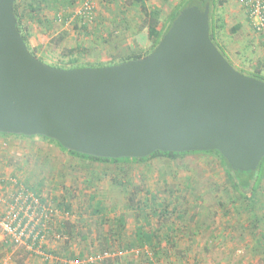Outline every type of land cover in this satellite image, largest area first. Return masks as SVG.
I'll list each match as a JSON object with an SVG mask.
<instances>
[{
	"label": "rangeland",
	"instance_id": "obj_1",
	"mask_svg": "<svg viewBox=\"0 0 264 264\" xmlns=\"http://www.w3.org/2000/svg\"><path fill=\"white\" fill-rule=\"evenodd\" d=\"M180 1L145 3L149 9L159 10L161 21L166 23ZM78 2L82 0H75V5ZM213 2L214 19L224 22V28L214 32L219 49L246 76L259 69L260 76L252 78L264 82V39L252 30L239 0ZM25 10L21 7V12ZM49 11L47 16L52 17ZM143 20L142 10L131 0H97L91 28L70 21L69 26H60L58 21L54 32L45 33L34 20L28 22L32 32L28 42L36 56L50 66L75 58L80 64L115 65L126 54L143 55L152 47ZM236 26L239 29L234 31ZM62 29L67 31L64 38ZM81 45L86 51L77 52ZM33 137L0 138V176L15 177L24 184L29 181L33 186L43 182L42 198L57 210L52 225L64 232L58 241L63 248H70L72 258L97 254L107 247L126 253L116 257V264H264V176L254 198L245 201L210 155L155 158L120 171L115 165H86L55 143ZM133 194L136 199L131 205L128 197ZM63 197L68 212L57 207ZM98 199L105 210L97 215L94 208ZM145 203L162 208L156 215L150 214L149 224L144 226L156 236L151 247L140 248L136 232L143 224L139 208ZM49 260L54 259L0 243V264L54 263Z\"/></svg>",
	"mask_w": 264,
	"mask_h": 264
},
{
	"label": "water",
	"instance_id": "obj_2",
	"mask_svg": "<svg viewBox=\"0 0 264 264\" xmlns=\"http://www.w3.org/2000/svg\"><path fill=\"white\" fill-rule=\"evenodd\" d=\"M0 0V133L43 136L100 158L218 151L233 171L264 157V82L209 37V9H182L147 56L62 69L33 56Z\"/></svg>",
	"mask_w": 264,
	"mask_h": 264
},
{
	"label": "trees",
	"instance_id": "obj_3",
	"mask_svg": "<svg viewBox=\"0 0 264 264\" xmlns=\"http://www.w3.org/2000/svg\"><path fill=\"white\" fill-rule=\"evenodd\" d=\"M134 2L135 4H138L140 9L142 10L144 14V20L142 21V27H145L147 29V34L149 39L153 40L152 47L149 49L148 52L145 54H135V53H129L126 54V57L119 61V63L124 62V61H129V60H135V59H140L148 54H150L161 38L164 36V34L168 31L171 23L173 20L178 16L179 12L189 6H196L200 10H204L206 6H208L209 9V37L212 41V43L215 45L217 50L220 52V54L225 58V60L233 66L235 70H237L240 74L246 75L247 73H244V71L237 69L231 62L230 60L226 57L225 53L219 49V46L216 44L214 40V32L217 29H223L224 28V22L220 18L214 19L213 16V11L212 7L214 4V0H181L177 5H175L171 11V13L168 15L166 18V23L162 22L160 17V11L155 9H149L146 6L145 0H131V2ZM23 3V4H22ZM81 2H78V5H75V0H15L14 5H13V11L16 19V27L18 32L20 33L21 37L23 38V41L25 42L29 52L35 56L36 54L30 49L29 46V38L31 37L32 32L29 31V23L34 22V20L42 25L43 31L46 32H54V24H57L58 21L60 22V26H69L68 23L71 19L73 21L70 22H78L79 24L82 23L81 19L77 18L74 16L75 10L80 6ZM27 8V14H25V11L21 12V7ZM43 6V9L41 8ZM61 7V8H60ZM68 7V8H67ZM42 10H41V9ZM41 10V11H39ZM51 10L52 17L47 16V11ZM63 10V11H62ZM64 10H68L65 12ZM26 21V22H25ZM94 23V22H93ZM72 25V24H71ZM76 25V24H75ZM74 25V26H75ZM87 24H82V27L86 28ZM90 28L92 26H89ZM239 28L238 26L234 27L233 30L237 31ZM63 32V38L66 36L67 31L61 30ZM90 33H94V30H91ZM85 50L82 45L78 46L76 48V51H82ZM75 51V50H74ZM86 51V50H85ZM74 52L70 50V54L72 55ZM79 55V54H78ZM41 62L42 59L40 57H37ZM75 59L69 60L66 64H59V65H53L52 67L56 68H62V69H72V68H84V67H91V68H99V67H104V66H111L114 65V63H108V64H80L78 63ZM44 63V62H43ZM118 64V63H117ZM259 65V64H258ZM261 66V64H260ZM259 69L257 72H254L252 74H248L247 76H260L258 74ZM260 72V71H259ZM262 78V77H261ZM8 136H13L15 138H24V139H32L34 138L33 136L27 137L23 135H10V134H1L0 133V138L8 137ZM39 138L43 140H47L51 143H55L61 150L64 152L68 153L71 157L76 158L80 160V162L86 163V165H93V164H103V165H115L117 166L120 171H124V169L127 166H130L132 164H140V163H146L151 161L152 159L155 158H165L168 160H176V159H183L188 155H195V154H201V155H210L214 157L218 163L220 164L224 174L227 176L228 180L230 181L232 188L234 192L242 199L245 201H251L252 198H254L257 189L260 186V183L262 181V178L264 176V157L260 161L257 169L255 171H233L230 164L226 161V159L216 150L214 151H196V152H182V153H177V152H160L156 151L152 153L149 156L143 157V158H117V159H111V158H100V157H94V156H89L85 154H80L77 152L69 151L61 147L55 140L48 139L43 136H39ZM103 174L101 173V176ZM25 187L28 190H31L36 196L40 197L41 200L44 201L42 198V186L43 182L39 181L35 185L32 184L29 181H26L24 184ZM96 197L93 196L91 197L92 199ZM135 199L136 197L133 195H130L128 197V200L131 205L135 204ZM95 208H94V214H99L100 212H103L105 210V206L102 205L101 200L98 199L95 203ZM58 209L60 207H64L67 209V212L69 211V206L67 202L65 201V198H62V201L58 203ZM158 208H162L160 204H148L145 203L142 208H139V210L143 213V224L137 227V238H138V246L140 248L144 247H151L152 245V239L155 238L153 233L146 232L144 230V226L149 224V219H150V214L156 215V211ZM149 209V210H148ZM58 234L64 235V232L57 231ZM108 251H113L111 249L104 248L103 251L101 252H108ZM123 251V250H121ZM118 258V257H117ZM108 258L104 260L102 264H116V260Z\"/></svg>",
	"mask_w": 264,
	"mask_h": 264
},
{
	"label": "built area",
	"instance_id": "obj_4",
	"mask_svg": "<svg viewBox=\"0 0 264 264\" xmlns=\"http://www.w3.org/2000/svg\"><path fill=\"white\" fill-rule=\"evenodd\" d=\"M97 0H82L75 10L74 16L81 19L82 24H93L95 21V2ZM246 12V17L252 30L264 39V0H239ZM70 21H73L71 19ZM5 191L7 194L5 195ZM0 204L5 210L0 213V231L14 246H24L45 259H54L46 253L44 247L49 236L61 240L64 235L53 233V217L57 210L41 200L24 183L15 177L0 176ZM123 251L99 252L76 259L68 264H101L104 260L122 256Z\"/></svg>",
	"mask_w": 264,
	"mask_h": 264
},
{
	"label": "crops",
	"instance_id": "obj_5",
	"mask_svg": "<svg viewBox=\"0 0 264 264\" xmlns=\"http://www.w3.org/2000/svg\"><path fill=\"white\" fill-rule=\"evenodd\" d=\"M4 210H5V205L4 204L3 205L0 204V213H2V211H4ZM60 229L62 230V227L61 228H58L56 225H53V232H52V234L54 232L57 233V231H59ZM0 243L1 244H4L6 246H11L12 248H15V249H17L19 247H22V249H24L27 253H30V254L32 253V255L39 256L34 251L29 250V249H26L24 246H14L9 241V239L1 231H0ZM46 243H47V245L44 247L46 253L47 254H51L54 257V260H52V261L49 260L48 263L51 261V262H54L53 264H68L67 263L68 261L69 262H72V260H76V259L82 260L85 257H87V255L79 254V256L72 258V256H70V253H71L70 248L69 249L66 248V247L63 248L62 243H60L58 240H55L54 238H52V235L49 236V238L47 239V242ZM57 250H61V251L57 252ZM39 257L41 258L42 256H39ZM29 259H26L25 260V263H29Z\"/></svg>",
	"mask_w": 264,
	"mask_h": 264
}]
</instances>
